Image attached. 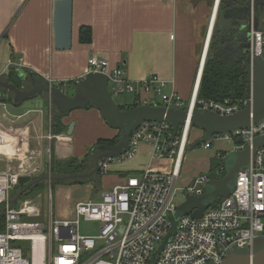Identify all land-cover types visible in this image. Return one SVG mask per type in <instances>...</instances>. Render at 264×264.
I'll return each instance as SVG.
<instances>
[{
  "label": "built area",
  "instance_id": "obj_1",
  "mask_svg": "<svg viewBox=\"0 0 264 264\" xmlns=\"http://www.w3.org/2000/svg\"><path fill=\"white\" fill-rule=\"evenodd\" d=\"M221 1L212 0L211 3L209 24L212 14L215 12L216 15L213 28ZM250 7L247 54L252 58L264 50V29L253 28V0H250ZM199 71L191 96L185 103L173 87L167 88V80L155 74L132 80L122 67H110L105 59L95 57L88 59L86 69V73L106 74L112 95L131 93L140 104L185 108L188 113L198 107L220 114L233 113L245 106V97L239 101L198 99ZM192 129L186 120L171 141L173 126L170 123L143 122L131 133L126 153L99 160V172L106 174L110 163L132 158L141 142L150 144L151 157L172 159L171 169H146L139 176H127L121 183L103 191L98 200L76 201L73 215L67 219H54L51 203L46 215L31 199L11 204L10 193L19 185V177H35L44 171L40 161L25 165L24 160L34 155L27 153L28 149L21 151L20 146L17 151L23 156L12 155L19 161L17 167L8 166L0 171V213L3 215L0 264H221L231 247H252L256 238H264V148H257L249 163L240 169L235 188L228 197L218 198L199 218L182 216L174 235L156 253L170 228V217L177 206L173 203L176 191L184 195H201L209 179L208 172H203L188 185L178 187L180 163ZM15 133L12 135L24 143V134ZM262 133L264 118L247 128L214 135L201 145L208 148L217 137L237 138L241 142L236 143L235 149H241ZM2 137L0 132V139ZM47 151L50 153V148ZM223 157L219 155L220 160ZM48 172L50 175V165ZM222 172L223 167L216 171L217 174ZM81 219L96 223L95 232L81 233Z\"/></svg>",
  "mask_w": 264,
  "mask_h": 264
},
{
  "label": "crops",
  "instance_id": "obj_2",
  "mask_svg": "<svg viewBox=\"0 0 264 264\" xmlns=\"http://www.w3.org/2000/svg\"><path fill=\"white\" fill-rule=\"evenodd\" d=\"M54 1L0 0V76L15 67L18 74L37 73L70 92L86 73L88 59L95 57L105 59L110 67H122L132 80L155 74L167 80V88L173 87L185 103L188 101L201 61L202 71L212 34L208 29L210 6L207 0H73L72 46L69 50L54 47ZM80 26L91 27L90 43L78 41ZM26 84L29 89V82ZM0 93L3 94L1 88ZM132 98L119 105L131 104L135 95ZM7 105L20 109L15 103L0 101V132L3 133L0 171L8 166L16 168L11 163L18 160L12 155L23 156L17 151L20 146L21 151L28 149L27 153L34 155L24 160L25 165L40 161L44 165L41 175H46L53 155L58 159L81 158L87 153V145L118 134L105 123L95 107L62 115L60 120L65 130L54 133L51 115L55 107L48 100L42 108H25L19 115L8 112ZM71 121L74 127L68 135L66 131ZM12 131L23 133L24 143L13 136ZM201 136L200 130H193L188 144ZM235 145L234 139L214 138L210 147L201 146L203 152L192 155L195 160L188 162V167H184V151L178 187L188 185L203 172H208L209 178L215 177L209 174L212 161H219V155L225 156L235 149ZM172 165V159L151 157L150 144L141 142L132 158L109 164L100 188L105 191L127 176L141 175L146 169L168 171Z\"/></svg>",
  "mask_w": 264,
  "mask_h": 264
},
{
  "label": "water",
  "instance_id": "obj_3",
  "mask_svg": "<svg viewBox=\"0 0 264 264\" xmlns=\"http://www.w3.org/2000/svg\"><path fill=\"white\" fill-rule=\"evenodd\" d=\"M207 1L211 7L212 0ZM72 5L73 0H55L53 3L54 47L57 50H69L72 46ZM260 5H264V0H253L254 29L259 27L257 12ZM250 14V0H245L242 5L226 8L222 17L241 21L243 26L249 30ZM243 68L247 73L245 106L229 114H220L198 107L188 113L185 108H167L157 103H141L135 107L123 109L116 103L109 91L107 75L99 72L84 74L70 92L31 71L28 75L23 72L19 74L23 80L29 82V89L18 88L14 83L0 80V88L12 91V103H20V109H14L11 105L6 106V110L12 114L19 115L25 108H42L45 100H48L62 115L76 109L95 107L105 123L119 132L118 141L114 145L99 146L100 152L95 158V167L87 173L20 176L18 184L22 188L12 197L11 204L16 202L28 187L41 180H64L98 174L99 160L116 158L126 153L130 146L131 133L146 121L170 123L173 126L171 138L173 141L178 135L180 125L187 120L192 128L202 132V136L194 141L193 147H198L203 142L211 140L214 135L229 134L234 130L247 128L251 123L256 124L264 118V50L252 58L250 54H247ZM33 98L34 102H31ZM73 127L74 122L71 121L66 131L68 135L72 133ZM257 148H264V133L255 136L252 142L243 148L227 153L222 158L223 176L209 178L201 195H184L183 200L176 206L170 217V228L161 240L156 253H159L165 242L174 235L182 216L189 215L192 218H199L218 198L228 197L232 193L240 169L249 163L251 155ZM256 239L264 240V238ZM255 240L252 247H231L221 264H264V244L256 247Z\"/></svg>",
  "mask_w": 264,
  "mask_h": 264
},
{
  "label": "trees",
  "instance_id": "obj_4",
  "mask_svg": "<svg viewBox=\"0 0 264 264\" xmlns=\"http://www.w3.org/2000/svg\"><path fill=\"white\" fill-rule=\"evenodd\" d=\"M245 0H222L219 8L217 19L222 18L226 21L224 26L218 24L214 25L212 30L206 58L203 64L201 77L199 80L197 97L202 100H214L221 101L223 99H229L230 101L243 100L246 90V78L247 73L243 68L247 55V28L243 26V22L235 19H224L222 17L223 11L235 5H242ZM264 13V5L258 7L259 27H264V21H261V15ZM92 40V29L90 26H80L78 29V41L82 44L90 43ZM1 81H7L14 83L18 88L28 89L26 81L23 80L18 74V68L11 67L7 74L0 76ZM3 94H1L0 101L12 102V91L1 88ZM19 105L20 103H15ZM140 104L137 98L131 104L121 106V108L135 107ZM54 108V107H53ZM89 108V107H87ZM62 114L54 109L51 115V130L54 133H60L65 130V126L61 123ZM119 138V134L112 138L98 139L92 146V149L88 151L83 157L75 158L68 157L62 160L54 161L53 157L50 162L51 175H62L67 173H87L95 167V158L99 153V146L103 144L114 145ZM238 144L240 139L234 138ZM194 143V142H193ZM193 143H190L191 146ZM188 144V145H190ZM66 168L64 171L61 168ZM223 167L222 160H213L212 167L209 171L212 178H218L223 176L214 172L216 168ZM218 170V169H217ZM216 170V171H217ZM104 174L98 173L92 176L83 178H70L64 180H50V185L54 183H68V184H93L94 188H100L101 178ZM47 182L41 180L30 187L19 198L20 200L35 198V192ZM22 186L18 185L13 190V196L18 193ZM2 207H0L1 211ZM3 215L0 214V231L2 226Z\"/></svg>",
  "mask_w": 264,
  "mask_h": 264
},
{
  "label": "rangeland",
  "instance_id": "obj_5",
  "mask_svg": "<svg viewBox=\"0 0 264 264\" xmlns=\"http://www.w3.org/2000/svg\"><path fill=\"white\" fill-rule=\"evenodd\" d=\"M219 13V11H218ZM218 24L220 26H224L226 24V21L222 18L217 19L215 24ZM261 21H264V13L261 15ZM264 29V27L262 28ZM133 97V94L131 93H121V94H113L114 100L118 104H124V100L131 99ZM133 99V98H132ZM156 100L159 102V99L156 98ZM127 102V101H125ZM195 130L194 128L191 130V132ZM119 134V132H118ZM117 134V135H118ZM209 139V138H208ZM237 139V138H236ZM238 140V139H237ZM93 145H87L85 147V150L88 152L92 149L94 151V148H92ZM202 145L198 147H190L189 145L186 147L185 150V160H184V167H188V162L194 161L195 158H193L194 153L203 152V149L201 147ZM48 157L50 153L47 151ZM57 157L53 155L54 161L62 160V159H56ZM68 158V157H66ZM11 165H14V167H17L18 161H14L11 163ZM66 168H61L62 171ZM48 170L46 175L48 174ZM51 175V172H50ZM94 185L91 183L87 184H68V183H54L52 186L50 185V181L47 180L41 188H39L35 195L38 194L35 198H28L35 202H37L40 206V209L43 213V215H46L50 208V203L52 205L51 207V213L54 217V219H67L69 217H72L73 215V209L74 204L76 201L81 200L83 198H92L93 200H98L103 193L102 188H94ZM14 191H11V196H13ZM20 198V197H19ZM17 200H20V199ZM183 194L180 191H176L174 197H173V203L175 205H178L183 200ZM41 219H44V217H41ZM97 227L96 223L93 222H85L81 219L80 221V231L83 234H92L95 232ZM264 244V240L256 239L255 245L256 247H260Z\"/></svg>",
  "mask_w": 264,
  "mask_h": 264
},
{
  "label": "bare ground",
  "instance_id": "obj_6",
  "mask_svg": "<svg viewBox=\"0 0 264 264\" xmlns=\"http://www.w3.org/2000/svg\"><path fill=\"white\" fill-rule=\"evenodd\" d=\"M215 17H216V15H215V12L212 14V18H211V21H210V24H209V22H208V29L210 28L211 29V32H212V30H213V23H214V19H215ZM207 46H208V42H207V44H206V48H207ZM202 72V71H201ZM201 72H200V74L199 75H201Z\"/></svg>",
  "mask_w": 264,
  "mask_h": 264
},
{
  "label": "flooded vegetation",
  "instance_id": "obj_7",
  "mask_svg": "<svg viewBox=\"0 0 264 264\" xmlns=\"http://www.w3.org/2000/svg\"><path fill=\"white\" fill-rule=\"evenodd\" d=\"M263 1V0H262ZM109 145V144H108ZM99 152H100V150H99Z\"/></svg>",
  "mask_w": 264,
  "mask_h": 264
}]
</instances>
